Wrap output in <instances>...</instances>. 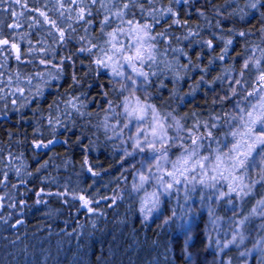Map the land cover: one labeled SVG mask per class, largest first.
<instances>
[{"label": "trees", "instance_id": "obj_1", "mask_svg": "<svg viewBox=\"0 0 264 264\" xmlns=\"http://www.w3.org/2000/svg\"><path fill=\"white\" fill-rule=\"evenodd\" d=\"M125 3L128 0H98L96 4L90 0H20L19 4L4 0L0 4V40L17 44L21 52L18 61L10 46L0 51L4 65L0 68V264H257L258 252L248 257L239 254L253 249L264 231L260 227L264 217H253L239 227L245 239L238 247L229 245L221 251L220 245L232 239L237 230L234 221L264 199L261 184H255L243 200L236 193L209 199L217 189L227 192L228 182L211 180L215 175L211 171L201 176L197 167L186 174L189 179L196 177L187 185L190 191L180 177L181 185L175 186L179 191L160 196V208L144 219L141 200L145 192L154 190V181L139 192L134 186L140 182L137 170L143 172L139 161L149 150L125 155V150L133 152L130 129L124 128L120 136L112 130L119 131L127 123L122 115L114 114L123 111L117 106L123 97L113 91L110 71L95 74L96 57L80 49L89 47V42L103 45L101 21L107 14L110 23L104 32L114 31L117 11L125 12V20L153 24V35L165 33L156 45L157 63L151 71L157 75L150 77L149 102L162 116L171 113L184 129L202 136L200 156L212 158L232 147L233 137L228 133L236 130L233 126H239L242 115L234 102L246 112L251 110L243 97L259 87V71L251 63L243 69V64L252 57L264 69V25L258 17L240 18L241 10L248 11L247 0H136L135 6L124 9ZM80 8L85 9L90 24L77 19ZM168 8L176 15H162ZM177 19L180 23L174 24ZM13 24L21 26L13 28ZM239 32L246 35L240 37ZM220 37L233 41L224 60L218 59L224 49ZM120 40L130 42L123 36ZM207 40L213 41L212 48L201 42ZM143 70L149 71L147 65ZM235 80H241L243 87L235 85ZM37 86L43 96L34 100ZM232 87L236 96H231ZM17 89H23V95ZM136 94L144 99L142 91ZM226 94L231 98L221 103L220 97ZM106 100L112 102L114 112ZM249 100L256 102L253 97ZM171 117L166 126L172 123ZM168 135H176L174 128H168ZM180 135L188 147L187 134L182 131ZM49 141L55 143L47 149L34 147ZM180 143L170 147V160L181 155ZM205 166L209 167L208 162ZM258 173L259 167L249 170L253 179H259ZM201 179L204 184L199 183ZM212 183L215 188L205 187ZM245 183H249L247 177ZM80 196L91 202L92 212L81 207ZM229 199L237 206L235 216ZM210 213L217 219L216 230L210 231ZM180 225L191 227V261L182 256L185 237Z\"/></svg>", "mask_w": 264, "mask_h": 264}, {"label": "snow or ice", "instance_id": "obj_2", "mask_svg": "<svg viewBox=\"0 0 264 264\" xmlns=\"http://www.w3.org/2000/svg\"><path fill=\"white\" fill-rule=\"evenodd\" d=\"M12 3H20V0H11ZM73 0H69V3H72ZM98 0H90L91 4H96ZM176 3H180L181 0H175ZM185 3L188 0H184ZM4 0H0V4H3ZM136 0H128V3L123 4L124 9H128L129 4L135 6ZM25 7L26 5H21ZM101 8H105V4L101 2ZM246 8L247 12L242 11L240 15L241 19H245L248 16H251L252 19L259 18V22L264 25V0H247ZM107 11V9H106ZM143 11V9H142ZM85 9L80 8L79 14L77 16L78 20H84L86 24H90V20L85 19L84 15ZM164 14L176 15L171 8L166 10ZM13 15H17L13 13ZM19 15H23L20 13ZM40 15L47 16L45 13L41 12ZM88 16H91L92 13L89 10L87 13ZM153 15V13H149ZM113 16L118 21V24L114 31L105 33V26L109 25L110 17L106 14L103 21L100 24V31L102 36H105L103 45L100 44H91L89 42V47L81 48V52H87L95 56L94 65L95 68L93 71L95 74H105V70L110 71L112 81H113V91L118 95L122 96L123 99L120 101V104L117 105L121 107L123 111L121 113H115L111 101L106 100L108 103L109 109L114 112L115 115H122L127 123H124L119 131L116 130V127H113V132L120 136L123 133L124 128L131 130L135 129V135H130L128 140L132 141L133 152L129 153L125 150V155H133L137 151L139 153H144L145 149L149 150V154L142 160L139 161L140 168L143 169L141 172L137 170V175L139 177V184L134 186V190L139 192L141 189H144L145 184L152 183L154 190L151 193L145 192V196L141 200L140 211L144 214V219L147 220L148 216L155 210H158L161 205L160 196H170L173 191H179L175 186L181 185L180 177H183V184L186 191L187 185L195 180L196 177L192 176L191 179L186 175L189 172H194L197 167L201 170L200 175H206L208 171L215 173L211 177V180L216 181L217 179H222L228 182V191L222 192L219 189L215 193L209 194L208 198L211 199L212 196H216L217 199H222L225 196L231 197L232 193L243 200L244 197H247L252 194L253 186L255 184H261L264 186V69L260 68L261 61L259 59L253 60L252 57H249L244 61L243 69H249V64L259 71L257 77V83L259 87H254L252 91L246 93L243 97L244 100H247L249 103L250 111H245L244 108L240 107L239 102H234L235 107L238 109L242 115L238 121V127L233 126L236 130H231L228 135L233 137L232 147L229 148L227 153H219L210 158L208 156H200V149L203 147V137L197 136L196 132L192 130L184 129L183 125L180 124L178 120L174 117H171V113H166L163 116L157 110L156 106L149 102V87L151 86V76H156L157 73L151 71L153 65L157 63V53L159 49L157 48V43H159L158 37L160 39L165 38V33L160 32L156 35L152 34L153 24L141 23L140 21H135L132 19L125 20V12L117 11L113 13ZM155 20V16H153ZM158 22V21H156ZM174 24H179L180 21L173 20ZM19 24H13L11 27L16 28L20 27ZM261 31L264 32V27L261 28ZM189 35H198V33H189ZM240 37L246 35L245 32H239ZM126 37L130 40L129 43L125 44L120 40V37ZM64 33L60 32V38L63 39ZM187 38V37H185ZM221 40H224L223 37H220ZM208 48L213 47V41H201ZM233 44L232 39L224 40V49L222 54L218 57L220 60H224L225 56L228 53L229 46ZM6 46H10L12 49H15V59H21V52L17 44L11 43L7 39L0 40V51ZM93 48L96 49L93 52ZM173 51H177L173 49ZM186 55V54H185ZM264 56V52H262ZM44 61H41L43 63ZM147 65L149 71H144V67ZM4 65L0 64V68H3ZM129 71H125V69ZM2 75V73H0ZM242 77L244 75L243 70L239 73ZM11 79V78H9ZM52 79H58V76L52 77ZM2 82V81H0ZM31 83V80H29ZM47 84V81H44ZM235 85H240L243 87L241 80H235L233 82ZM247 83V81H244ZM21 95H23V89H17ZM142 91L144 99L142 100L139 95L136 93ZM231 96H236L237 91L235 87L230 89ZM107 96V93H104ZM43 96L42 89L37 86L36 92L33 95L32 99L39 100ZM231 96L227 94L224 97H220V102L223 103L226 99H230ZM249 97L255 99V103L249 100ZM31 103V101H28ZM72 104L70 100L68 102ZM72 107H76L75 104H72ZM78 110V109H77ZM254 113L257 115L254 116ZM171 117L172 123L167 124L166 122ZM233 119H236L233 117ZM107 120V117L105 118ZM51 123V120L49 121ZM149 125V131H145L143 125ZM206 126V125H205ZM174 128L176 135L170 137L168 135V128ZM197 131L199 125L195 126ZM215 127V125H213ZM107 128V124H105ZM187 134V138L190 141L188 147L183 145V137L180 135L181 132ZM151 136V139H149ZM208 136H211V132L208 133ZM180 141V147L183 149L181 155L176 160H170L168 157V152L170 147H175L176 142ZM55 143V141H49L47 144L43 142L35 143L34 147L37 149L40 148H49L50 144ZM159 145V147H157ZM195 158V159H194ZM205 162H208L209 167L206 168ZM171 170H168L169 166ZM45 165H41L44 167ZM259 167V179H253L249 176V170ZM155 168V171H153ZM39 171V169H37ZM89 171L91 169L89 168ZM147 173L145 175L144 173ZM239 173V175H237ZM19 174V171H17ZM167 176L169 179H165ZM245 177L248 178L249 183H245ZM6 179V177H5ZM200 184H204V180L199 181ZM206 188H215L216 185L206 184ZM42 191V190H41ZM188 196H185L187 199ZM79 199L83 201L81 207L87 209L88 212H92L93 209L89 206L90 201L85 199V197L80 196ZM204 200V197H201V201ZM40 202L39 200L37 201ZM229 205H233L231 211L234 216L237 213V206L233 204V201L229 199L227 201ZM176 216V213L173 212V217ZM253 217H264V199H260L256 202V206L253 207L249 214L244 216L242 219L235 220L234 222L237 225V230H233L232 239L227 241L225 244L220 245V250L223 251L224 248H227L229 245L242 244L245 237L242 232H238L239 227L243 226L246 221H250ZM231 219V218H230ZM168 223V221H165ZM184 229L183 235L184 246L182 248V256L187 260L191 261L192 255L188 251V244L191 240V227L186 225H180ZM260 227L264 229V224H261ZM217 228V219L212 217L210 213V231L216 230ZM227 235V233H225ZM237 235H239V241H237ZM211 239V236L208 237ZM261 240H264V236H261ZM170 251V249L166 250ZM256 251L260 255V259L257 264H264V245L256 243L253 246L252 250H247L240 252V256L248 257L252 255V252ZM229 264L231 262L229 261Z\"/></svg>", "mask_w": 264, "mask_h": 264}, {"label": "rangeland", "instance_id": "obj_3", "mask_svg": "<svg viewBox=\"0 0 264 264\" xmlns=\"http://www.w3.org/2000/svg\"><path fill=\"white\" fill-rule=\"evenodd\" d=\"M143 127H144V130L145 131H149V125L148 124H144L143 125ZM130 135H135V129H133V130H131L130 131ZM149 139H151V136H149ZM158 146V145H157ZM159 147V146H158ZM146 150H147V152H148V149L146 148ZM149 153V152H148ZM261 236H264V231H262L261 233H260V235H258L257 237V241H256V243H260V244H262V245H264V240H261L260 238H261ZM255 243V244H256ZM259 257H260V255H259Z\"/></svg>", "mask_w": 264, "mask_h": 264}]
</instances>
